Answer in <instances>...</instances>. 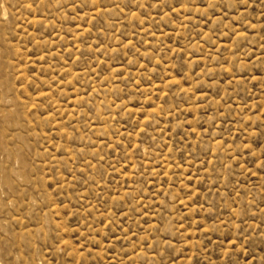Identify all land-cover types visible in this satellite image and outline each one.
Listing matches in <instances>:
<instances>
[{"label":"rangeland","instance_id":"obj_1","mask_svg":"<svg viewBox=\"0 0 264 264\" xmlns=\"http://www.w3.org/2000/svg\"><path fill=\"white\" fill-rule=\"evenodd\" d=\"M0 264H264V0H0Z\"/></svg>","mask_w":264,"mask_h":264}]
</instances>
